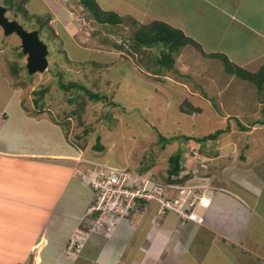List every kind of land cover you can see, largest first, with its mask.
Listing matches in <instances>:
<instances>
[{
	"label": "rangeland",
	"instance_id": "rangeland-1",
	"mask_svg": "<svg viewBox=\"0 0 264 264\" xmlns=\"http://www.w3.org/2000/svg\"><path fill=\"white\" fill-rule=\"evenodd\" d=\"M100 1L104 10L109 9L104 6L113 2ZM134 1L136 4L140 1L141 6L146 2L145 7H147V0ZM251 1L245 0L244 4L250 6ZM217 2L230 6L231 11L235 3L234 0H152V4L157 9L155 7L151 9L150 5V11L156 10L165 20L170 21V24L174 21L180 25L185 22L186 33L193 34V38L195 35L199 36L200 42L203 41L207 48L219 44L225 49H231L229 39L233 38L239 41L238 48L233 52L236 58L240 55L243 57L259 52V49L254 48L256 45H251L256 40L255 33L249 35L245 30H237L238 23H235V20L218 8H214L213 4ZM34 3H37L38 10L43 5L40 0H34ZM103 3H105L104 6ZM65 4L73 5H71L72 11L69 9L68 12L73 23L69 30L71 34L67 30H61V27L65 28L67 25L64 23V26H61L63 21L60 19L57 20L58 22H53V27L62 38L61 44L68 51L67 56L78 61L95 60L100 63V66L90 63L88 66L81 67L77 63H64L65 55L57 52L60 41L54 39V41H48L50 46L48 47V68L44 72L28 74L31 77L22 69L21 77L18 76L17 79L24 80V91H27L26 94H30L31 97H36L32 92L33 89L48 83L51 85L43 96V107L50 115L57 117L64 128L69 125L72 138L77 139L79 146L82 147V143L87 144L85 156L110 166L149 171L164 183L198 188L196 191L201 195L207 192L206 185L213 186L215 176H217L216 180L223 183L230 177L235 183L236 177L247 179L250 176L248 175L250 170L247 169H252L257 174L262 172L264 162H261L264 160L256 162V156L264 155V129L249 135V129H240L237 121L231 116H237L247 125L252 120L264 119V90L260 91L254 83L229 74L226 71L227 65L221 58L206 57L192 45L185 46L177 56L178 72L166 70V67L162 66V74L155 75L142 62L137 63L136 58L127 51L128 49L124 50L114 45L117 41L130 49L133 26L121 23L119 26H113L114 30L111 31L105 26L107 24H101L87 10L78 7L74 0ZM130 4H133L132 1ZM263 4L264 0H256L255 9L263 7ZM33 9L31 5L29 10L33 11ZM45 13L47 12L41 14L45 16ZM132 13L133 10L121 16L143 21ZM242 13L246 22L258 28L264 27L253 20L254 16L251 18L253 14L250 13L249 8ZM12 14L9 10L7 11L10 18H15ZM257 18L260 19L258 15ZM24 19V17L18 18L28 29L36 28L35 25L38 22L35 18ZM242 27L246 28V26ZM120 31L126 33L124 37L123 32L120 33ZM239 33H241L240 40L237 38ZM221 38H226L227 41L219 42ZM19 46V37L15 33L4 35L0 27V60L4 64L3 70L12 81H16V76L11 71L12 66L15 64L22 66L26 59L25 55H19ZM145 51L157 54V51L152 48ZM140 53L138 57L144 55ZM64 58L65 61H63ZM55 59H60L57 60L59 64L69 71L66 77L74 80L81 79L95 91L101 90L106 95L96 103L87 104L82 113L84 125L77 117L72 115L71 118H67L66 116L72 109L79 106L77 102L68 101L72 92L65 96L63 89L58 86L57 81L53 80L50 67ZM152 66L156 69L155 65ZM185 98L200 107V111L196 110L191 114L181 112L180 105L185 110H192L190 103H183ZM114 101L116 103H112ZM42 103L39 102V104ZM68 120L69 124L66 122ZM88 125L93 127L92 133L87 137L84 129ZM227 126L229 130L216 138H202L208 133ZM254 126L258 125H252L251 128ZM65 129L67 131V128ZM76 134L84 136V140L75 137ZM97 136L104 145L102 150L93 148L97 142ZM200 138L202 140H199ZM175 153L181 154L182 170L179 177L182 179L169 182L167 181V170L171 167L169 157ZM214 183H216L215 180ZM233 183L226 185L235 187ZM210 189L213 190L212 187ZM171 195L172 198H176L178 192L175 191ZM208 200L209 196L205 193L201 204L205 205ZM152 203L155 202L152 201ZM201 217L203 218V216L199 218Z\"/></svg>",
	"mask_w": 264,
	"mask_h": 264
},
{
	"label": "crops",
	"instance_id": "crops-1",
	"mask_svg": "<svg viewBox=\"0 0 264 264\" xmlns=\"http://www.w3.org/2000/svg\"><path fill=\"white\" fill-rule=\"evenodd\" d=\"M70 1L40 0L43 5L38 10L34 0H25V7L31 13H49L52 26L60 19L61 26L67 25L61 30L69 31L72 4L65 2ZM110 1L103 6L120 16L133 10L143 20L140 23L159 19L170 24L156 10L150 11V5L155 7L152 0H147V7L146 2L141 6L134 0ZM234 1L232 11L221 2L213 5L238 23L237 30L255 33L251 45L259 52L236 58L233 52L239 41L233 38L229 39L231 49L219 44L207 48L199 36L194 39L205 53H225L231 61L255 71L264 64V27L246 22L242 12L249 8L251 18L264 26V4L255 9L256 0L250 6L245 0ZM171 25L186 33L185 22ZM3 69L0 60V264H264V169L260 174L247 169L250 176L236 177L235 183L230 177L223 183L215 176L216 183L207 185L213 188L206 192L208 203L196 210L203 216L201 221L176 210L159 212L155 201L143 202L110 237L91 232L79 250L74 243L71 246L78 229H90L87 211L96 200V191L75 170L92 171L97 163L108 164L85 156L87 146H79L45 107L39 110L34 98ZM261 129L264 125L254 126L248 134ZM261 159L264 155L256 156V162ZM232 183L235 187L226 185Z\"/></svg>",
	"mask_w": 264,
	"mask_h": 264
},
{
	"label": "trees",
	"instance_id": "trees-1",
	"mask_svg": "<svg viewBox=\"0 0 264 264\" xmlns=\"http://www.w3.org/2000/svg\"><path fill=\"white\" fill-rule=\"evenodd\" d=\"M78 5L82 6L83 9L87 10L91 16H93L95 19H97L101 24L105 23L107 28L109 30H114L113 26H119L121 23H125L129 26H133V33L130 37V49L123 46V43H119L117 41L114 42L115 46L122 47L124 50H127L131 56L133 55L137 63L141 64L142 62L146 68H150L151 72L156 75V73L162 74L163 71H161V67H166V70H172L177 71V56L180 54L182 49L187 45L195 46L201 51V53L206 57H213V58H221L223 62L227 65L226 71L229 74L235 75L236 77L250 81L254 83L260 91L264 90V64L260 66L259 69L252 71L247 68H244L243 66L231 61L229 57L225 53H205V51L202 48V45L192 38L191 36L187 35L181 28L175 27L166 21L154 19L151 22L148 23H140L134 18L126 19L124 16H120L117 12L111 11V10H104L102 7L98 4L97 0H74ZM4 6H6L7 11L9 10L12 15L15 18L24 17V20H30L32 18H35L37 20V24L35 25L36 28L39 29V34L41 38H43L49 46L50 40L54 41V39H58L60 41L59 48L57 49V52H62L65 57L63 61L64 63L68 64H75L77 63L78 66L85 67L88 66V64L92 63L95 64V66H100V63L97 61H91L88 59L83 60H74L69 58L68 51L66 48L62 47L61 44V36L56 33V30L50 23L51 15L49 13L44 14H37V13H31L28 11V9L25 7V0H1L0 1ZM20 20V19H19ZM22 20V22L24 21ZM127 21V22H126ZM21 22V21H20ZM23 24V23H22ZM124 24V25H125ZM123 25V30H125V27ZM109 26V27H108ZM123 32V33H122ZM129 35L128 31H126ZM120 33L123 34V37L125 36L124 31H120ZM121 34V36H122ZM19 48V55L23 56L24 54L21 51L20 46ZM154 49L157 51V54H151L147 53L145 50L148 49ZM144 55L138 57V53L142 52ZM140 53V54H143ZM146 55V56H145ZM145 56V58H144ZM60 57V56H59ZM77 57V56H76ZM79 57V56H78ZM79 59V58H78ZM57 60L55 59L54 63H52L50 67V71L53 73V80L57 81L58 86L63 89V92L65 93V96L69 95L71 92V96H69L68 101L70 103H76L78 108H74L71 110V113H69L67 118H71L72 115L77 117L79 119V122L81 124H85V121L83 120L82 113L86 109V106L89 102H97L99 100H102L103 97L106 95L103 94L100 91H95L92 87L86 85L81 79L80 80H74L71 77H66V73L69 72L66 70V68L63 67L62 64H59ZM130 61L129 59H127ZM133 65V64H132ZM155 65L156 69L152 66ZM25 70V74L28 75V71L26 69L25 63L21 65H13L12 66V72L16 76L15 83L17 85L25 86L22 80L17 79L18 76L21 77V70ZM148 70V71H149ZM147 71V70H146ZM178 72V71H177ZM31 77L30 75H28ZM49 83L42 85L40 87H37L36 89H33L34 96V105L40 110V108L43 110V103L42 99L45 93L50 89ZM70 92V93H69ZM185 100V101H184ZM183 103L188 102L190 103L192 110H185L183 107H181L179 110L181 112H188L193 113L194 111H200V107L196 106L195 104L191 103V101L187 98H185ZM41 101L42 104H39ZM79 101V103H78ZM112 103H116L115 101ZM231 118H234L237 121L238 127L240 129H250L252 125H264V119H256L249 122V124L242 123L237 116H231ZM67 124L70 123V121H66ZM87 127V126H86ZM92 127L93 125H88L87 128L84 129L85 135L88 137L90 133H92ZM67 131L70 130L69 125L67 127ZM229 130V126L225 128L217 129L214 132L208 133L204 135L203 139L208 138H216L219 134L225 133ZM83 133V134H84ZM75 137H79L80 140H84V136H81V134L77 135ZM77 140V139H76ZM100 137L97 136V142L93 145V148L96 150H102L104 148V145L100 141ZM199 140H202L201 138ZM84 142V141H83ZM87 144L82 143V148H85ZM169 162L171 167L168 168V176L167 181L169 182H177L178 180H181L182 177H179V174L182 170V164H181V154L175 153L172 154L169 157ZM142 170V169H141ZM181 178V179H180Z\"/></svg>",
	"mask_w": 264,
	"mask_h": 264
},
{
	"label": "built area",
	"instance_id": "built-area-1",
	"mask_svg": "<svg viewBox=\"0 0 264 264\" xmlns=\"http://www.w3.org/2000/svg\"><path fill=\"white\" fill-rule=\"evenodd\" d=\"M75 171L77 176L96 191V200L87 211L90 229H78L71 240V246L77 245V250L82 240L91 232L110 237L122 220L133 214L143 202L155 201L160 212L176 210L189 217L201 207L202 196L206 193L201 195L196 191L198 188L164 183L149 171L103 164H98L92 171ZM205 187L208 191L209 186ZM175 191L178 196L172 198L171 194Z\"/></svg>",
	"mask_w": 264,
	"mask_h": 264
},
{
	"label": "water",
	"instance_id": "water-1",
	"mask_svg": "<svg viewBox=\"0 0 264 264\" xmlns=\"http://www.w3.org/2000/svg\"><path fill=\"white\" fill-rule=\"evenodd\" d=\"M0 27L4 35L15 33L20 39V48L26 56L25 66L29 74L44 72L49 65L47 42L41 38L39 29H28L18 19L7 15V8L0 3Z\"/></svg>",
	"mask_w": 264,
	"mask_h": 264
},
{
	"label": "bare ground",
	"instance_id": "bare-ground-1",
	"mask_svg": "<svg viewBox=\"0 0 264 264\" xmlns=\"http://www.w3.org/2000/svg\"><path fill=\"white\" fill-rule=\"evenodd\" d=\"M207 204V203H206ZM205 204V205H206ZM217 205V204H216ZM200 206H203V204H201ZM197 212L196 211H194V213H193V215L192 216H190V218H193V219H195V220H199V221H201L203 218L201 217V219L199 218L200 217V215L199 214H197Z\"/></svg>",
	"mask_w": 264,
	"mask_h": 264
},
{
	"label": "clouds",
	"instance_id": "clouds-1",
	"mask_svg": "<svg viewBox=\"0 0 264 264\" xmlns=\"http://www.w3.org/2000/svg\"><path fill=\"white\" fill-rule=\"evenodd\" d=\"M188 218H190V216H189ZM190 219L195 220V219H193V218H190Z\"/></svg>",
	"mask_w": 264,
	"mask_h": 264
}]
</instances>
